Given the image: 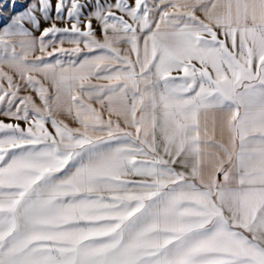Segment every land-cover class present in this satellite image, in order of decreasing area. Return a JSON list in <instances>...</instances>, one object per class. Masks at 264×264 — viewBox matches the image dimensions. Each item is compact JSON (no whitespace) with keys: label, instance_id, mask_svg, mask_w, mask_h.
I'll return each mask as SVG.
<instances>
[{"label":"snow or ice","instance_id":"snow-or-ice-1","mask_svg":"<svg viewBox=\"0 0 264 264\" xmlns=\"http://www.w3.org/2000/svg\"><path fill=\"white\" fill-rule=\"evenodd\" d=\"M0 264H264V0L0 16Z\"/></svg>","mask_w":264,"mask_h":264},{"label":"rangeland","instance_id":"rangeland-1","mask_svg":"<svg viewBox=\"0 0 264 264\" xmlns=\"http://www.w3.org/2000/svg\"><path fill=\"white\" fill-rule=\"evenodd\" d=\"M37 0H15L16 9L15 11H21L24 7H26L29 3H36ZM56 0H53V5ZM12 4V0H0V16L2 17H11L15 14V11L10 6ZM54 10V9H53ZM61 26H64L63 23H59Z\"/></svg>","mask_w":264,"mask_h":264},{"label":"crops","instance_id":"crops-1","mask_svg":"<svg viewBox=\"0 0 264 264\" xmlns=\"http://www.w3.org/2000/svg\"><path fill=\"white\" fill-rule=\"evenodd\" d=\"M15 15V14H14ZM14 15H12V16H14ZM18 18V17H17ZM58 26H61L60 24H58ZM61 27H63V26H61ZM94 27H95V23H94ZM36 35H39V33L38 32H36L35 33Z\"/></svg>","mask_w":264,"mask_h":264}]
</instances>
